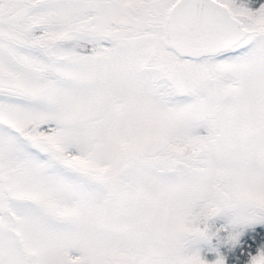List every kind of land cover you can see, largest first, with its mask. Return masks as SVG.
<instances>
[{
    "label": "snow or ice",
    "instance_id": "6c2138e0",
    "mask_svg": "<svg viewBox=\"0 0 264 264\" xmlns=\"http://www.w3.org/2000/svg\"><path fill=\"white\" fill-rule=\"evenodd\" d=\"M0 264H264V0H0Z\"/></svg>",
    "mask_w": 264,
    "mask_h": 264
}]
</instances>
